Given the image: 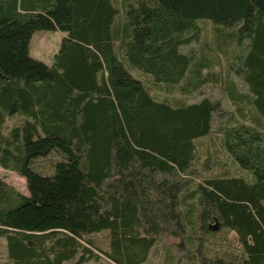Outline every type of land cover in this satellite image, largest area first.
<instances>
[{
  "label": "trees",
  "instance_id": "trees-1",
  "mask_svg": "<svg viewBox=\"0 0 264 264\" xmlns=\"http://www.w3.org/2000/svg\"><path fill=\"white\" fill-rule=\"evenodd\" d=\"M123 6L0 0V167L23 176L29 189L25 195L0 180L9 259L145 264L170 233L187 249L174 264H264V0ZM202 21L213 24L215 50L229 57L226 78L212 69L218 60L182 51L199 40ZM39 30L65 33L52 66L30 54ZM126 61L168 95L220 81L243 117L247 101L253 123L224 128V146L252 178L200 169L196 140L226 113L221 100H160ZM12 116L20 122L8 130ZM53 153L51 171L39 169L37 160ZM211 221L235 230L243 251L206 252L197 263L192 249L204 247L199 233L210 232ZM102 232L106 247L94 236Z\"/></svg>",
  "mask_w": 264,
  "mask_h": 264
},
{
  "label": "rangeland",
  "instance_id": "rangeland-1",
  "mask_svg": "<svg viewBox=\"0 0 264 264\" xmlns=\"http://www.w3.org/2000/svg\"><path fill=\"white\" fill-rule=\"evenodd\" d=\"M118 2L121 4V7L124 8L123 5L125 0H118ZM200 26L201 34L199 40L183 46L182 51L188 54H193L195 60L200 59L204 53L209 58L218 60L219 64H214L212 69L215 72H222V77L226 78L225 75L229 70V57L223 52L215 50L213 24L210 21H202L200 22ZM64 36L65 33L60 30L36 31L30 43V54L33 57L46 62L48 65H54L55 55L62 45ZM230 50L232 53H237V49L233 46L230 47L229 51ZM125 65L135 77L144 81L153 95L160 100L167 98L172 103H175L176 99H179L180 101L196 102L204 97L221 100L226 113L219 117L216 115L214 120V131L210 135L196 140L200 154V169L206 167L204 168V172L207 175L227 172L230 176L252 178L250 171L243 169L233 159L224 146V128L240 121L253 123L251 115L254 112L247 101L243 103V111L246 115V117H243L237 110V104L230 100L224 82L220 81H210L197 91L188 94H183L179 87L174 95H168L166 87L155 83L150 75L144 74L141 70L135 68L129 61H126ZM232 79L236 83L240 92L249 94L248 87L240 76L234 74L232 75ZM19 122L17 116L10 117L7 120L6 129H11ZM55 156L56 155L53 153L45 158H39L37 160L38 168L45 172H50L52 169L51 162L56 158ZM0 180L15 188L20 193L29 195L26 179L16 171L0 167ZM210 223L216 227L210 229V232L205 231L199 233V238L202 237L203 239L204 247L196 246L192 249L194 261L197 263L198 261H201L202 256L206 254V252L212 256L218 253L220 256L228 257L230 253L243 251V245L235 230L222 227L218 221H211ZM94 236L103 244V246L106 247V232L95 234ZM179 241L180 238L173 234L167 233L164 235L163 239L154 247L149 261L145 264H174L176 254H184L187 250L186 248H181L179 246ZM203 251L205 253H203ZM9 258L7 237L3 235L0 236V264H12ZM104 260L108 263L106 257H104ZM65 264L73 263L67 262Z\"/></svg>",
  "mask_w": 264,
  "mask_h": 264
},
{
  "label": "water",
  "instance_id": "water-1",
  "mask_svg": "<svg viewBox=\"0 0 264 264\" xmlns=\"http://www.w3.org/2000/svg\"><path fill=\"white\" fill-rule=\"evenodd\" d=\"M213 227L215 228L216 226H213V225H212V228H213Z\"/></svg>",
  "mask_w": 264,
  "mask_h": 264
}]
</instances>
